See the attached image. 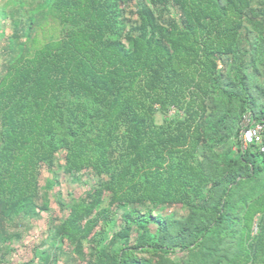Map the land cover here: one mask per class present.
Returning <instances> with one entry per match:
<instances>
[{"label": "trees", "instance_id": "16d2710c", "mask_svg": "<svg viewBox=\"0 0 264 264\" xmlns=\"http://www.w3.org/2000/svg\"><path fill=\"white\" fill-rule=\"evenodd\" d=\"M133 1L0 0L1 255L52 197L62 216L20 264L64 247L80 264H264V154L239 139L264 122V10L145 0L131 18ZM61 151L73 182L97 178L67 202Z\"/></svg>", "mask_w": 264, "mask_h": 264}, {"label": "rangeland", "instance_id": "374dc122", "mask_svg": "<svg viewBox=\"0 0 264 264\" xmlns=\"http://www.w3.org/2000/svg\"><path fill=\"white\" fill-rule=\"evenodd\" d=\"M1 4V2H0ZM138 5H145V0H135L127 7L129 17V11H134ZM252 6L256 9L264 10V0H253ZM178 16V12L174 7H171L169 12H166L162 18L167 19L169 16ZM247 25V24H246ZM9 33V25L6 20L0 19V35L2 32ZM1 45V38H0ZM160 118H158V122ZM232 149L231 144H229ZM223 147H218L217 150L221 151ZM64 152H59L56 156V167L63 166L64 164ZM55 169V168H54ZM59 169V168H58ZM79 182H73L72 177L68 174H65L62 170L58 171V182L59 184L54 188V195L62 202L69 201L72 197L80 196L85 190H88L90 187L94 186L97 182L96 176L93 175L90 171H85L77 175ZM51 173L46 166L41 167L40 175V184L43 185L46 178H50ZM156 213H176L178 215H184L186 209L184 206H167L163 208H155ZM41 216L35 222H33L32 227L23 232L22 238L20 240H15L10 245L12 251L2 257L0 251V264H20L21 262L28 261L32 257V250L34 247L39 246L42 241L47 237V225L48 221L51 218L59 219L62 216V212L59 210V207L55 200L50 197L48 202V210L42 211ZM120 214L118 211L117 218ZM114 228L117 229L118 225H114ZM2 257V258H1ZM60 264H80L72 254L69 253L68 248L64 247V253L60 256Z\"/></svg>", "mask_w": 264, "mask_h": 264}, {"label": "built area", "instance_id": "2783aa9c", "mask_svg": "<svg viewBox=\"0 0 264 264\" xmlns=\"http://www.w3.org/2000/svg\"><path fill=\"white\" fill-rule=\"evenodd\" d=\"M239 139L242 148L254 144L264 154V122H251L250 118L246 117Z\"/></svg>", "mask_w": 264, "mask_h": 264}]
</instances>
